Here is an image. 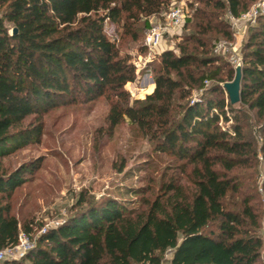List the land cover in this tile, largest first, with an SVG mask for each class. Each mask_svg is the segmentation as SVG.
Masks as SVG:
<instances>
[{"label": "trees", "instance_id": "16d2710c", "mask_svg": "<svg viewBox=\"0 0 264 264\" xmlns=\"http://www.w3.org/2000/svg\"><path fill=\"white\" fill-rule=\"evenodd\" d=\"M174 1L0 0V250L15 245L21 231L33 235L14 212V196L40 167L24 162L11 170L5 159L41 141L42 115L57 105L105 96L111 127L130 122L156 151L175 154L184 172L190 167L185 182H164L155 197L147 196L151 187L122 184L118 194L39 233L22 258L0 264H163L168 249L169 264H264L263 211L243 197L245 177L233 174L242 166L258 170L259 153L264 166V140L259 145L249 133L248 113L263 120L257 130L264 137V14L242 46L239 106L223 87L235 67L215 52L218 41L234 39L229 16L261 0L190 1L197 6L179 51L159 54L153 91L133 99L126 85L137 69L119 41L128 34L138 40L134 27L142 23L146 33L150 17L163 21ZM109 22L123 31L110 33ZM234 195L240 199L229 201ZM86 200L82 195L79 205Z\"/></svg>", "mask_w": 264, "mask_h": 264}, {"label": "rangeland", "instance_id": "374dc122", "mask_svg": "<svg viewBox=\"0 0 264 264\" xmlns=\"http://www.w3.org/2000/svg\"><path fill=\"white\" fill-rule=\"evenodd\" d=\"M192 0H186L187 4ZM197 3L189 10L194 11ZM163 19V14L162 16ZM151 22H162L157 16L150 17ZM257 21H242L228 42V49L242 55V46L248 29ZM142 23L134 28L140 34L138 40L130 34L119 41L121 48L132 57L137 69V79L129 82L126 89L133 99L145 98L155 86V68L159 65V54L164 50L179 51L178 43L189 31L191 25L178 31L174 36L164 38L161 45L149 55L143 50L145 31ZM110 33L122 32L120 24L107 23ZM222 55V60H229ZM204 92L196 93L201 98ZM196 97V98H197ZM236 106H239L238 104ZM109 100L103 96L94 101H69L57 105L42 115L44 131L39 143L30 144L5 159V165L14 169L24 162H39L40 167L33 173H27V183L14 196V212L23 222L33 227L32 239L44 228H52L65 222L71 215L87 208L90 204L103 200L111 194H118L122 184L134 187L153 188L147 193L155 197L164 182L172 180L186 181L182 161L175 154L154 149V143L139 128L128 121L111 127L108 122ZM254 126L249 133H254L259 145L263 143L262 132L257 130L263 120L258 119L254 111H248ZM222 126H226L221 122ZM249 127L246 129L248 130ZM259 167L242 166L234 171V176L245 177L249 186L243 188V197L263 211L261 233L264 241V166L259 153ZM124 165L123 171H120ZM130 171V172H129ZM252 171H257L253 179H248ZM152 189V190H153ZM84 195L87 200L79 205L78 200ZM129 197V196H128ZM133 203L141 197L134 196ZM240 199V195L229 197V201ZM242 198V196H241ZM139 204V203H138ZM264 249V246H263ZM173 249L165 253L163 264H169ZM23 264H32L29 260Z\"/></svg>", "mask_w": 264, "mask_h": 264}, {"label": "built area", "instance_id": "2783aa9c", "mask_svg": "<svg viewBox=\"0 0 264 264\" xmlns=\"http://www.w3.org/2000/svg\"><path fill=\"white\" fill-rule=\"evenodd\" d=\"M191 13L186 0L174 1L169 11L165 13L162 22H151V26L147 30L144 39V45L147 47L149 55L161 45L165 37L174 36L178 31L182 30L186 18L190 17ZM261 14H264V0L254 3L247 12L239 17L230 15L229 22L232 30L239 35L237 27L240 22L254 21ZM227 45L229 44L226 41H218L215 44V52L228 56L229 61L236 69L237 66L242 65V56L238 52L236 53L228 49ZM47 229L44 228L42 232ZM34 245L35 240L25 231H21L18 242L15 245L0 250V260L22 258L28 251L34 248Z\"/></svg>", "mask_w": 264, "mask_h": 264}, {"label": "water", "instance_id": "95a60500", "mask_svg": "<svg viewBox=\"0 0 264 264\" xmlns=\"http://www.w3.org/2000/svg\"><path fill=\"white\" fill-rule=\"evenodd\" d=\"M17 29H14V33ZM241 80H242V66L239 65L235 69V77L232 81L225 82L223 84L224 89L229 95L231 104H237L241 100Z\"/></svg>", "mask_w": 264, "mask_h": 264}]
</instances>
